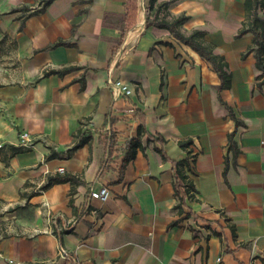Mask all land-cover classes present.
I'll return each instance as SVG.
<instances>
[{
  "label": "crops",
  "instance_id": "1",
  "mask_svg": "<svg viewBox=\"0 0 264 264\" xmlns=\"http://www.w3.org/2000/svg\"><path fill=\"white\" fill-rule=\"evenodd\" d=\"M166 2L168 20L188 18L180 33H206L227 64V89L190 47L146 25ZM243 3L0 0L6 12L29 9L2 16L11 17L22 76L2 93L19 142L34 141L0 159V201L18 205L0 237V264H264V74L253 53L242 57L251 34L236 37ZM108 79L131 94L114 98ZM137 117L164 143L141 136L122 167ZM7 143L22 146L13 136ZM186 158L196 193L178 214L173 164ZM65 173L80 183L42 188ZM101 186L110 194L103 204L89 195Z\"/></svg>",
  "mask_w": 264,
  "mask_h": 264
},
{
  "label": "trees",
  "instance_id": "2",
  "mask_svg": "<svg viewBox=\"0 0 264 264\" xmlns=\"http://www.w3.org/2000/svg\"><path fill=\"white\" fill-rule=\"evenodd\" d=\"M53 0H43L42 7H45ZM170 2L163 3L158 6V8L146 18V25L156 26L159 28L167 29L170 34L177 39L179 42L187 45L193 51H195L202 59H204L211 68L217 73L220 79V85L218 90L227 89L230 85V74L227 71V64L224 59L216 54H214L212 47L208 46L204 42V37L206 33L204 31L196 30L188 35H183L179 31V27L187 21V17L179 16L175 19L168 20L169 13L167 8ZM244 19L241 23V29L237 33L236 37H240L244 34H251V45L247 48L244 57L248 53H253L255 58V67L260 72L264 74V0H244ZM43 9V8H41ZM13 11H29L28 8H21V10ZM161 15V16H160ZM160 16V17H159ZM21 28V25H20ZM53 73V72H50ZM49 74V73H48ZM264 82V80H263ZM138 118L137 136L131 139L126 147L125 154L122 160V167L132 158H134L136 151L142 149L141 136H145L148 141H159L164 143V140L160 136L153 137L149 135L144 127L143 120L141 117ZM80 133V128H78L76 135ZM74 135V137H76ZM88 141L87 137H83L78 145H84ZM190 141L184 143L180 142L181 147H187ZM9 151L12 154L23 152V148L9 146ZM156 151L161 155L162 160H167L164 152L161 148H156ZM69 152L66 154L51 152L49 158H63L68 157ZM191 172L188 159L186 158L182 162H174L173 164V191L174 196L177 199V204L174 206V210L178 214H182L186 207L187 201H192L194 199V194L196 190L190 180H188L187 173ZM70 183L79 184L80 181L70 174H55L54 176H48L45 184L42 186L43 189H47L54 184Z\"/></svg>",
  "mask_w": 264,
  "mask_h": 264
},
{
  "label": "rangeland",
  "instance_id": "3",
  "mask_svg": "<svg viewBox=\"0 0 264 264\" xmlns=\"http://www.w3.org/2000/svg\"><path fill=\"white\" fill-rule=\"evenodd\" d=\"M37 1L41 2L43 0ZM13 13H15L13 10L8 12L5 10H0V159H4V157L10 154V145L7 143L9 136H13V138L17 140L18 145L21 144L19 142L20 134L13 130L9 115V108L3 101L2 93L4 87L14 85L18 82V79L22 77L20 74L21 62L16 51L13 35L10 34L11 21L9 20L11 17L8 18L9 20H6L7 22L2 18V16L5 15L13 16ZM27 14V12L21 11V13L15 15L17 18H20L26 16ZM118 133L119 132H117V134ZM33 142L34 141L29 140L27 144L32 145ZM125 142L126 141L121 140L119 145H117V147L119 146V149L122 152L124 151ZM21 148L27 149V147L24 146H21ZM119 149H117V152ZM116 157L118 158L117 155H115V158ZM15 214H18V205H8L0 201V237L7 235L8 227L10 226L11 222H13L11 217Z\"/></svg>",
  "mask_w": 264,
  "mask_h": 264
},
{
  "label": "built area",
  "instance_id": "4",
  "mask_svg": "<svg viewBox=\"0 0 264 264\" xmlns=\"http://www.w3.org/2000/svg\"><path fill=\"white\" fill-rule=\"evenodd\" d=\"M107 84L112 92V96L114 98L117 97H127L131 94L130 89L128 88V86L126 84H124L122 81L120 80H116V79H108L107 80ZM24 141H22L21 145L27 148H31L32 145H28L27 142H29L28 139L25 138V136H23ZM90 197L100 203H106L109 199V190L105 187V186H101L95 190H91L89 193ZM58 256L61 258H66L68 257L66 251L59 247L58 248ZM71 260L73 261V264H80L74 257L71 258Z\"/></svg>",
  "mask_w": 264,
  "mask_h": 264
}]
</instances>
